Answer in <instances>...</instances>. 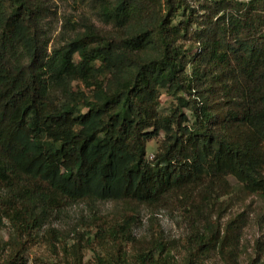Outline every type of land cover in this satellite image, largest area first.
<instances>
[{"label":"trees","instance_id":"1","mask_svg":"<svg viewBox=\"0 0 264 264\" xmlns=\"http://www.w3.org/2000/svg\"><path fill=\"white\" fill-rule=\"evenodd\" d=\"M197 1L95 0L112 30L83 16L82 30L49 51L50 0H0V223L14 229L2 264L24 262L48 214L76 202L156 204L201 189L192 201L203 206L229 177L264 196V0ZM181 38L197 43L192 55ZM162 90L176 99L167 114ZM161 135L149 159L148 142ZM201 217L182 264L240 234V217L222 239L212 215ZM135 218H95L90 246L113 245L112 262L97 254L101 264H131ZM150 231L137 264H177L153 217Z\"/></svg>","mask_w":264,"mask_h":264},{"label":"rangeland","instance_id":"2","mask_svg":"<svg viewBox=\"0 0 264 264\" xmlns=\"http://www.w3.org/2000/svg\"><path fill=\"white\" fill-rule=\"evenodd\" d=\"M190 1L198 7L197 0ZM50 4L51 13L43 21L49 51L54 44L74 37L82 30L80 21L83 16L99 27L112 30V26L104 23L100 18L95 0H50ZM180 17L184 19L182 15ZM177 22L176 19L175 23ZM179 42L187 55L190 56L196 51L197 43L193 40L181 38ZM75 87L85 96H90L91 90L86 88L85 84L76 83ZM80 100L84 101L85 98L82 97ZM175 102L174 94L162 90L158 111L167 114ZM162 140L161 135L148 142L149 159L158 151ZM228 182L226 192L219 199H210L203 206H193L192 201L193 196L201 189H187L166 196L156 204L80 201L57 208L45 218L22 263L74 264L76 258L82 256L79 264H101L97 254L105 261L112 262L110 257L112 242L107 241L103 246H90L97 231L95 218L103 217L121 223L125 220L126 214L132 212L136 215L131 229L137 250L129 246L128 257L131 259V264H137L133 256L136 251H147L153 246V236L150 231L151 217L158 221L164 230L171 259L177 264H182L184 255L188 251L192 225L201 223V215L207 214L212 215L213 221L220 224L223 232L220 239L235 218L240 217L243 222L235 241L230 242L229 238L223 242L219 241L217 248L197 264H226L223 253H231L238 264H264V196L247 191L233 177H229ZM13 238L12 224L3 218L0 223V240L4 248L0 249V264L6 261L9 254L7 247ZM77 245L80 253L77 251Z\"/></svg>","mask_w":264,"mask_h":264}]
</instances>
